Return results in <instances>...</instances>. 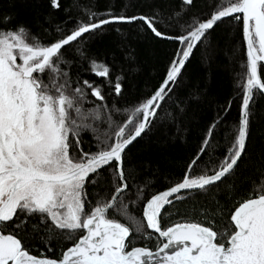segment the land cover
<instances>
[{
	"label": "snow or ice",
	"instance_id": "1",
	"mask_svg": "<svg viewBox=\"0 0 264 264\" xmlns=\"http://www.w3.org/2000/svg\"><path fill=\"white\" fill-rule=\"evenodd\" d=\"M49 4L54 11L61 8V0H49ZM182 4L191 6L193 0H182ZM86 14V22L78 21L67 35L48 43L23 25L0 28V264H264V180L254 189L255 195L235 208L227 227L186 221L164 228L161 223L172 198L180 200L184 191L205 190L221 182L245 152L250 109L256 97L264 94L260 71L264 67V0H218L210 15L190 18L184 24L179 23L182 13L168 18L157 14L129 17L111 11L100 18L91 10ZM228 17L242 24L246 47V78L237 84L241 104L234 142L214 170L206 162L207 171L192 175L222 122L220 118L214 121L182 181L147 198L142 218L137 217L131 208L145 193L137 188L133 199L125 195L132 192L131 173L126 175L127 149L149 130L194 49ZM10 19L5 16L3 22ZM171 20L177 21L181 34L164 30ZM137 21L157 38L179 45L158 89L129 110L104 104L103 85L84 80L83 87H73L63 70L69 61L62 49L106 25ZM64 30L56 25L58 33ZM90 69L98 77L109 78L107 66L92 61ZM120 79L109 80L117 96L122 92ZM89 95L101 103L85 107ZM231 106L230 100L223 111L227 113ZM115 115L124 119L117 120ZM85 132L93 134L97 151H84ZM101 179L111 192L107 198L98 194L93 205L87 189L99 188ZM34 216L39 217V225L60 234L79 230L85 234L59 260L38 257L26 245V228L40 230L38 224L29 223ZM146 229L167 242L156 251L130 247L133 235L151 238Z\"/></svg>",
	"mask_w": 264,
	"mask_h": 264
},
{
	"label": "trees",
	"instance_id": "2",
	"mask_svg": "<svg viewBox=\"0 0 264 264\" xmlns=\"http://www.w3.org/2000/svg\"><path fill=\"white\" fill-rule=\"evenodd\" d=\"M217 3L218 0H193L191 6H186L182 0H61V8L54 11L49 0H0V28L15 29L23 25L34 36L48 43L67 35L78 21L86 22L88 10L96 12L100 18H106L109 11L129 17L157 14L165 18L172 17L173 13H182L179 23L184 24L190 18L203 19L210 15ZM5 16L11 18L6 24L3 22ZM56 25L65 30L58 33ZM164 30L171 35L181 34L176 20L165 24ZM178 47L177 42L157 38L140 21L113 23L85 34L79 43L73 42L62 49L69 61L63 70L69 73L73 87L77 84L83 87L84 80L103 85V91L107 93L104 104L131 110L160 86ZM92 61L107 66L109 78L96 76L90 69ZM260 71L264 78V67ZM116 77L121 78L122 92L119 96L115 95L109 83ZM245 78L246 47L242 24L233 18L224 19L196 47L149 130L127 149L126 175L131 173L129 185L132 192L125 195L129 200L133 199L137 188L145 193L144 199L131 208L135 216L142 218L144 204L151 195L182 181L209 126L220 118L222 122L215 129L207 153L193 169L192 175L207 171L206 162H211L213 170L216 168L237 134L241 104L237 84ZM230 100L231 109L225 113L223 109ZM88 101L85 107L101 103L90 95ZM114 118L124 119L121 115ZM82 146L86 152L97 151L91 132L83 134ZM262 180L264 95L259 94L250 109L249 135L237 167L216 185L205 190L182 192L179 195L183 199L180 200L172 198L173 204L166 206L162 212V227L186 221H205V226H208L207 222H213L216 228L227 227L235 208L250 194L255 195L254 189ZM87 190L93 205L98 194L102 193L107 198L111 192L103 179L99 188L89 186ZM29 223L39 225V217L34 216ZM8 227H12L11 223ZM39 228L35 232L31 227L26 228L27 247L33 255L57 260L62 258L63 251L84 235L83 230L60 234L59 230L50 227L39 225ZM232 228L234 231V225ZM69 235L72 239L66 238ZM146 235L151 238L133 235L130 247L156 250L164 244L159 234L146 229Z\"/></svg>",
	"mask_w": 264,
	"mask_h": 264
},
{
	"label": "water",
	"instance_id": "3",
	"mask_svg": "<svg viewBox=\"0 0 264 264\" xmlns=\"http://www.w3.org/2000/svg\"><path fill=\"white\" fill-rule=\"evenodd\" d=\"M228 18H231V17H228ZM228 18H225V19H228ZM195 49H196V48H195ZM195 49H194V50H195ZM193 52H194V51H193ZM190 58H191V57H190ZM186 64H187V63H186ZM186 64H185V65H186ZM157 89H158V88H157ZM157 89H156V90H157ZM263 95H264V94H263ZM140 138H141V137H140ZM138 139H139V138H138ZM138 139H137V140H138ZM130 146H131V145H130ZM130 146H129V147H130ZM242 156H243V155H242ZM241 158H242V157H241ZM239 161H240V160H239ZM239 161H238V162H239ZM167 189H169V188H167ZM167 189H164V190H167ZM164 190H162V191H164ZM162 191H160V192H162ZM191 191H193V190H191ZM184 192H187V191H184ZM158 193H159V192H158ZM158 193H157V194H158ZM151 231H152V230H151ZM153 232H154V231H153ZM84 234H85V233H84ZM157 234H158V233H157ZM161 238H162V237H161ZM162 239L164 240V243L167 242L166 238H162ZM160 247H162V245H161ZM157 249H158V248H157ZM157 249H156V250H157ZM156 250H153V251H156ZM169 251H170V253H171L172 250H169ZM46 258H47V257H46Z\"/></svg>",
	"mask_w": 264,
	"mask_h": 264
},
{
	"label": "rangeland",
	"instance_id": "4",
	"mask_svg": "<svg viewBox=\"0 0 264 264\" xmlns=\"http://www.w3.org/2000/svg\"><path fill=\"white\" fill-rule=\"evenodd\" d=\"M163 245V244H162Z\"/></svg>",
	"mask_w": 264,
	"mask_h": 264
}]
</instances>
